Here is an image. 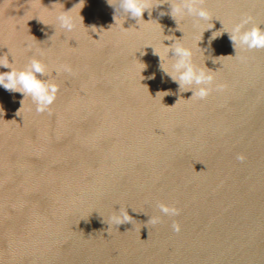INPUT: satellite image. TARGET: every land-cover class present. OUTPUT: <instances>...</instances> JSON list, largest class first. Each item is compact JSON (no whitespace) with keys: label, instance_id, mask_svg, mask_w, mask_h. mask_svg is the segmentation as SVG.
I'll use <instances>...</instances> for the list:
<instances>
[{"label":"water","instance_id":"1","mask_svg":"<svg viewBox=\"0 0 264 264\" xmlns=\"http://www.w3.org/2000/svg\"><path fill=\"white\" fill-rule=\"evenodd\" d=\"M80 2L0 0V55L22 67L43 48L73 67L52 72V115L30 98L17 115L23 94L0 86V264H264V49L236 51L227 32L247 16L264 29V0H205L212 21L186 17L182 31L171 0H151L141 26L119 0ZM75 5L79 27L64 34L55 13ZM162 29L213 71L206 99L161 69ZM120 208L132 221L115 224Z\"/></svg>","mask_w":264,"mask_h":264},{"label":"clouds","instance_id":"2","mask_svg":"<svg viewBox=\"0 0 264 264\" xmlns=\"http://www.w3.org/2000/svg\"><path fill=\"white\" fill-rule=\"evenodd\" d=\"M107 2L110 6H115L114 0H107ZM165 2H167V0H165ZM80 3H82V0ZM167 3L170 4V15L175 20L179 30H181V28L179 27L180 22L186 17L195 18L193 20L194 26H198L201 21L208 22L212 21L213 19L210 10L203 6L205 0H171V2ZM160 4L162 3L156 4L155 6H158ZM119 5L120 8L123 9L124 14L130 15L140 26L141 24L148 22L143 19V13L145 12V10H148L149 16H151V10L153 9V7L151 6V0H119ZM75 7L76 5L68 11L58 9V11L55 13V21L58 24L59 28L63 30L64 34L73 33L79 27L76 17L72 15V10ZM160 15H165V12L161 11ZM79 17V23L83 24V17L80 14ZM114 20L116 22V15L114 16ZM251 20V16L242 17L240 21L234 25L231 31H227L236 51L237 45L246 50L264 49V29H261L259 25H253L251 28L245 27L251 22ZM44 24L47 25L46 23ZM121 27L124 30L132 28L123 27V23ZM213 27L214 25L211 23L207 28L203 30V32ZM92 28L95 29V26H93ZM139 29L136 28L137 31H139ZM223 32H221L220 30L212 32V35L209 38V44H211V41L219 37ZM161 35L163 37L161 41V44L163 45V52H159L153 47L152 48L154 54L158 55L160 58V67L163 72L166 75L170 76L174 82L178 83L180 92L188 90L192 91V96L189 99H206L213 90L215 81L213 71L205 66L199 67L196 64L194 60L195 51L193 47L181 42L183 40V37L175 38L171 35L166 36L163 33V29ZM32 37L35 38L34 36ZM202 38L203 35L197 41V46L198 42L201 41ZM164 40H172L174 41V43L165 45L163 43ZM147 46L152 45L149 44ZM32 47L33 43L29 41V43H27L26 45V48L28 50H31ZM36 51L38 55H31L28 58L27 63L22 67L16 66L14 57H12L11 62L9 61L8 55L9 53L11 54L9 49L8 53L0 55V67L10 69L9 71L0 72V86L10 92H20L24 96V99L20 101L21 108L18 109L16 113L17 115H19L20 110L24 107V101L26 98L31 99L32 103L35 105V112L37 114L48 113L49 115H52V105L54 104L57 98V94L60 90V86L55 79V76H52V72L55 71L56 74L62 72L69 74L73 73V67L71 64L61 62L50 66L49 63H47L45 59L42 58L47 55V50L43 48H37ZM169 52L173 53L171 57L169 56ZM143 54L144 53L142 52L141 55ZM240 59L244 60L245 58L240 57ZM165 60H167V66L162 63V61ZM37 74H40L41 76H47L48 78H38ZM152 78H154V76L149 77V79ZM227 87L228 85L226 83L215 84V90L219 92H223ZM169 94L172 93L170 91L157 92L156 96L159 95L162 99L164 96H167ZM3 114V108H0V116H3ZM236 158L240 161H244L246 159L243 154H238ZM157 206L160 211L166 215L175 216L180 213V209H178L174 205H168L163 202H158ZM121 215L123 217L122 219ZM113 219L115 224L117 225L132 221V217L129 216L126 209L122 211L121 208L119 215L113 217ZM159 221L160 217L151 216V218L147 221V225H155ZM172 229L174 232L179 233L181 231V226L176 221H173Z\"/></svg>","mask_w":264,"mask_h":264}]
</instances>
